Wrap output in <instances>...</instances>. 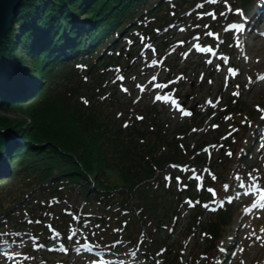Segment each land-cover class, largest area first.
I'll list each match as a JSON object with an SVG mask.
<instances>
[{"label": "trees", "instance_id": "trees-1", "mask_svg": "<svg viewBox=\"0 0 264 264\" xmlns=\"http://www.w3.org/2000/svg\"><path fill=\"white\" fill-rule=\"evenodd\" d=\"M166 1H22L0 44V110H17L25 117L12 123L0 116V241L24 233V227L35 234L34 228L44 224L41 216L47 215L54 203L66 205L55 219L56 225L76 229L75 243L92 246L107 244L109 248L119 241L136 247L137 237L143 230L146 233L145 222L148 224L150 217L160 227L176 223L172 217L178 211L159 215L156 208L159 198L169 193L163 185L155 187L156 171L165 164L186 162L195 150L179 153L177 144L166 146L162 130L148 123L145 127L148 132L153 128L149 136H155V144L148 149L144 145L138 155L132 156L122 142V127L113 131L115 124L110 118L99 113L93 103L84 102L107 86L104 82L115 65L104 63L122 49L119 40L127 41L136 32L133 28L141 23V17L163 12L168 7ZM198 1L203 0H171L174 5L181 2V6ZM236 1L232 0L231 7ZM253 3L245 0L246 6ZM213 21L209 18L204 24ZM215 21V26L222 25L223 16L218 15ZM99 61L103 64H96ZM97 73L94 88L87 80ZM80 84L87 94H80ZM149 110L151 113L152 108ZM138 129L131 130V135H141ZM204 144L193 148L200 149ZM8 164L9 175L2 173ZM181 201L177 196L176 202ZM172 203L175 205V200ZM231 214L228 210L220 212L207 224L211 243L223 238L233 225ZM195 221L194 217L193 226ZM12 226L17 228L12 230ZM141 244L140 252L147 256L160 248L158 243ZM176 247L165 250V264H181V252Z\"/></svg>", "mask_w": 264, "mask_h": 264}, {"label": "rangeland", "instance_id": "rangeland-1", "mask_svg": "<svg viewBox=\"0 0 264 264\" xmlns=\"http://www.w3.org/2000/svg\"><path fill=\"white\" fill-rule=\"evenodd\" d=\"M262 2L263 0H256L255 7L248 11L249 16L242 18L235 10H242L244 16L247 12L245 0L236 1L232 7V11L226 13V10H223V13H226V15L223 16L224 24L217 26H215L217 21L212 17L211 19L214 20L212 24H204L209 21V18L201 21L196 16V10L189 15V19L186 18L187 15L178 18L177 22L168 28L169 32L166 31L167 29L164 30L163 28L168 24H172L179 15L183 14L181 12L179 15L177 14L180 7L176 4H172L167 12H156L150 14L148 18L144 16L141 17V23L133 28L137 36H129L127 38V43H134L135 39L139 42L148 31H161L162 34L154 36L152 41L144 42V50L139 56L135 54L134 45H126V40H119V47L125 46L126 48L124 50L125 54H123V51H117L116 54H111L106 61L104 60V64H107L106 66L122 64L121 67L125 69L127 60L121 62L120 59L125 57L128 53L131 54L130 59L133 57L135 58L132 67H129L123 75L115 72V68L111 67L114 72H110L112 74L106 80L105 78L103 79L105 80L104 83L107 82V86L104 90L95 94L90 101L86 98L87 104L93 103L95 106L94 108L97 109L99 113L103 114L106 118H110V123L112 125L115 124L112 128L113 131L122 127V142L128 145L129 153L131 151L133 154L132 156L138 155V152L143 149L144 145H146L148 149L155 144L153 141L155 136H149H152L150 132H152L153 128L151 127L148 132V128L145 127V124L150 123L157 126L159 130H162L163 137L167 141V144H165L166 146L173 148L177 144L180 149L179 153H181L182 150L184 153L187 149L192 151L195 150L194 153L198 152L196 157H194V153H191L193 156H190L189 159L186 160L187 163L202 161L204 162L202 168L208 167L209 169L211 168L214 171L218 170L222 173L224 168H220L222 157L224 154L227 155L230 148L227 146L228 142H225V140H233L234 146L243 140L247 142L249 137L253 135L255 129L263 123L261 117L264 116V111L261 110H264V81L257 80V76L264 75V35H261V33H264V16H261V19L260 17H255V15L258 14V9ZM228 4L230 3L227 2V5ZM196 5L197 2L193 4L188 3L184 10L194 9ZM206 5H209V3H206ZM184 10H182V12H184ZM253 17H255L254 20L252 19ZM183 21H185L187 25L191 24V26L187 27L186 24H183ZM250 21V28L256 25L255 29H249L246 26V23ZM235 22L238 25L242 23L244 25V31L242 33L237 31L236 35H234V47L233 33L235 31H226L225 29L228 24ZM190 28L192 29L191 31H189ZM181 29H183V31H181ZM208 32L214 33V35H206ZM164 34H166L167 38H170L168 39L169 41L162 38ZM195 37H199V39L195 40ZM236 37L239 38V47L237 46ZM163 42L168 45H174L175 47H173V50L177 49L176 47L179 46L177 50L178 53L185 52L186 47H190L188 50H191L188 55H183L184 60L183 58L182 60H176V56L167 54V61H172L169 64L173 66L172 71L168 69V64L160 65L149 63V59L155 57L153 48H158ZM194 43H198L202 47L212 48L215 55L206 53L204 57L203 53L196 51L192 47ZM140 47L141 45L138 46V49ZM160 48H162V46ZM232 49L235 51L233 52ZM145 53L146 56H144ZM20 55H22V52ZM245 57H247V59H245ZM207 59H212L213 61L215 59V61L212 64H207L205 63ZM225 60L227 64L224 63ZM27 63L31 65L33 61ZM96 64H103V61H99ZM216 65H220L219 71H217ZM158 66H160V68ZM229 67L236 69L237 75L233 76L230 74L227 71ZM98 75V73L94 75L97 76L95 78L89 77L87 84L96 88ZM153 75H155L157 79L149 83ZM107 76L108 72H106V77ZM121 76L124 78L122 80L118 79V77ZM180 77H183V79H179ZM225 78H227V86L225 85ZM249 78L252 79L253 83H249ZM112 80H117V82L121 80L124 84H117L115 86L113 84H108V82ZM209 81H212V83H209ZM60 83L69 86L73 84V82L65 83L62 81ZM157 83L168 84V88L156 89L154 85ZM138 85L143 87L144 90L141 91V87H137ZM237 85L239 87H237ZM83 86V84H80L77 89H79L80 94H87V91L81 90ZM124 88L127 89V92L122 91ZM233 92H239V95L233 96ZM156 94H171L174 99L178 100L182 107L191 111L193 114L188 117H182L180 113L174 110L170 105L164 104L163 102L154 103L153 99ZM209 100L212 101V104L206 103ZM217 100H219V103H217ZM212 105H215V107ZM15 106L16 105H13L12 108H15ZM21 106L24 107V104L21 103L20 107ZM151 108L152 110L150 113L149 109ZM251 112L257 114L253 115ZM0 116L10 120L12 123L25 120L21 112L13 109L8 112L0 110ZM138 116L143 117V120L137 119ZM229 116L231 119L226 120L225 117ZM151 117L154 118L153 121H150ZM116 118L117 120L119 119V122L114 123L113 120ZM194 118L197 119L198 123L192 121ZM125 123L129 125L126 128L124 127ZM213 125H218V127L214 128ZM236 126L239 130L233 133L229 139L228 133L236 131ZM189 127H193V129L188 132V134H184ZM135 128H140V130H138L141 135H131V130ZM117 132L118 131H116V133ZM262 133H264V126L257 128L254 136L250 137L253 140L250 143L251 146L247 154L248 159L246 164L258 168L264 175V148H261V144H264V136H262ZM225 136H227V139H223ZM219 138L223 139V143H218L217 139ZM203 140H207L208 146H202L200 149L193 148V146H197L203 142ZM212 145H216L217 147L212 148ZM204 149H208V151L205 152ZM237 150L238 149H234V154ZM157 153L158 151L154 152L156 157L159 156ZM234 158V156L231 158L233 161L231 166L233 167V172L237 174V162L234 161ZM176 165L181 164L177 162ZM7 168L10 169L9 164L7 167L4 166L2 173H6ZM177 169L178 168L173 170L171 165L165 164L162 170L156 171V175L161 174L163 176L156 181L157 184L164 185L165 181H162V178L169 174L172 175L173 178L179 177L181 179L183 172ZM174 186H176L174 189V193L176 194L169 192L166 193L163 198H159V205H156L159 215H163V213H167L168 211L170 213L174 211L171 207L174 205L172 200H176V195H180L182 200H184V195L180 192L182 189L181 185L179 184L178 187V184L175 183ZM152 189L154 190L153 186ZM246 190L247 189H240L239 185L232 186L233 195L238 191L241 193L240 197L236 198L235 201H240L244 204L248 203V201L250 203L254 202L256 198H253L252 195L255 191L258 192V189H252L248 195H243ZM196 191L197 187L190 193L195 194ZM159 192L162 191L159 189ZM210 197L211 194L208 193L207 198ZM252 198L253 200H250ZM189 202H191V204H189L188 201L185 202L178 211L176 224H172V228H160L158 222L150 217L148 224L145 222L146 232L149 234V236L147 235V243H158L160 248H163L165 242L166 248L177 246L176 248L181 252V258H178L181 264H218L220 262L223 263L224 257H226V260H224L226 264H241V262H243V264H264V217H253L254 220L252 221H250L252 218L244 220L243 217H238V219H235V226L231 228L233 231L223 239L222 245H219L220 249L211 248L210 251H208V237L202 236L203 231L201 228H197L193 233H190L191 216L195 209H198V212L201 210L196 207L197 205L195 202ZM54 204L55 205L46 211L47 215L45 222H53L52 220H54L59 212L66 206L61 203ZM213 207L212 205H209V208H205L203 205L201 206L203 211V223H208L209 220L214 219L216 212H213ZM254 211L255 213L262 211V213H260V215H262L264 208H255ZM256 216H258V214H256ZM242 221L246 222V226L241 223ZM207 227L208 226H206V228ZM38 228L43 230L41 225H39ZM57 228H61L62 230L65 227L57 225ZM63 232L66 234L69 230H64ZM58 234L59 235H56L54 239L50 238L44 241L42 246L32 251L30 249H32L33 239H31L32 237H28V234L20 235L22 237H17V240L13 243H2L0 245V253H4L6 256L0 255V264H91L94 259L98 261V264H146L148 262L147 260H149V258L143 255L142 257L144 260L139 259V254L134 256L133 254L124 253L117 256H110L113 254L110 252L113 251H102V253L87 247H82L77 251L78 248L70 247V245L67 244L63 247L66 248L67 251H63L61 250L62 246L60 244L62 233ZM235 235L236 238L234 237ZM147 236L144 235V238H147ZM232 236L233 238H231ZM257 237H259V239ZM227 241L232 242L230 247L227 245ZM124 249L128 251V248ZM221 249H224V251H221ZM82 251L86 253H80ZM104 255H106V257H104ZM161 255L162 258L164 257L165 259L167 257V252ZM171 257L172 256H170V258ZM154 258H158V256ZM106 260H108V262ZM158 263L162 264L163 262L161 263V261H158Z\"/></svg>", "mask_w": 264, "mask_h": 264}, {"label": "snow or ice", "instance_id": "snow-or-ice-1", "mask_svg": "<svg viewBox=\"0 0 264 264\" xmlns=\"http://www.w3.org/2000/svg\"><path fill=\"white\" fill-rule=\"evenodd\" d=\"M220 2H221V0H205V3H210V4H218ZM223 2L225 4H227V0H223ZM197 7L198 8H203L204 7V4H198ZM228 11H232V9L230 8V6L228 7ZM235 11H236L237 14H239L241 17H243L242 10L236 9ZM207 14L208 15H211L213 19L216 18L214 13H207ZM221 15L223 16V15H225V13H221ZM205 27H207V26H205ZM233 29L236 30V31H238V32H240V33H242L244 31V25L242 23L239 24V25L236 24V23H230V24L227 25V28L225 30L228 31V30H233ZM181 31H183V29H181ZM206 35L212 36V35H214V33L208 32V33H206ZM261 35H264V33H261ZM194 39L198 40L199 37H195ZM236 40H237V46L239 47L240 46L239 38L236 37ZM192 47L196 51H199L201 53H210L212 55H215L213 49L210 48V47H208V48L202 47L198 43H194L192 45ZM245 59H247V57H245ZM153 63H155V61H153ZM205 63L212 64L213 63V60L212 59H207L205 61ZM224 63L227 64V61L225 60ZM216 68H217V71H219L220 70V65H216ZM227 71L230 74H232L233 76L237 75V70L234 69V68L229 67L227 69ZM123 78H124L123 76L118 77V79H121V80ZM156 79H157V77L155 75H153L152 78H151V81L149 83H152V82L156 81ZM179 79H183V77H180ZM257 80L264 81V75H258L257 76ZM209 83H212V81H209ZM249 83H253V81H252L251 78H249ZM225 85L227 86V78H225ZM154 86H155L156 89H167L168 88V84H158L157 83ZM137 87H141V86L138 85ZM237 87H239V86L237 85ZM143 90H144L143 87H141V91H143ZM122 91L127 92V89L124 88V89H122ZM238 95H239V92H233V96H238ZM84 102L87 103V101H84ZM153 102L154 103L155 102H163L164 104L170 105L174 110L178 111L182 117H188V116H191L193 114L191 111L186 110L184 107H182L180 105V103L178 102V100L177 99H174L171 94H168V95L156 94L154 96ZM206 103L212 104V101L209 100ZM217 103H219V100H217ZM212 106L215 107V105H212ZM201 107H203V106H201ZM258 110H260V109H258ZM261 111H264V110H261ZM261 118L264 119V116H262ZM137 119L143 120V117L138 116ZM225 119L226 120H229V119H231V117L230 116L229 117H225ZM128 126L129 125L127 123L124 124V127L125 128L128 127ZM213 127L214 128L215 127H218V125H213ZM228 135H231V132H229ZM262 136H264V133H262ZM223 139H227V136L223 137ZM211 147L212 148H216L217 146L216 145H212ZM261 148H264V144H261ZM204 151L207 152L208 149H204ZM227 155L228 156H232L233 153L229 151V152H227ZM171 167L178 168L179 166L178 165H171ZM253 171H256V170H253ZM211 178H212V180H216L217 179V177L215 175H212ZM172 179L173 178L171 176H165V181L166 182H169L170 183L172 181ZM175 179H176L177 184H178V187H179L180 178L179 177H176ZM196 179H200V177H196ZM259 179L260 178L258 176H254L251 172H249L247 174V180L249 181V183L246 185L245 182H244V178H242L239 175H237L235 177V180L239 182V188L240 189H247L243 193V195H248L249 192L252 189H258V200H259V203L254 202L252 204V208H254V209L255 208H264V187H261V185L259 184ZM185 187H187V186L185 185ZM229 187L230 186L227 183H224L223 184V188H224L225 192H227L229 190ZM207 191L212 195L213 198L216 197L217 194H216V191L213 188L209 187V188H207ZM240 195H241V193L238 191V192L235 193V196H229L227 198V203H232V201L234 199L240 197ZM188 203L191 204V202H188ZM197 203H199V202H197ZM224 203H225V201H221L219 206L222 208L224 206ZM204 207L205 208H209V204H204ZM212 210L215 211L216 209L215 208H212ZM249 211H250L249 209H245V212H249ZM74 219H79V218L78 217H74ZM56 235L58 236L59 234L57 233ZM75 235H76V233H75V231H73L72 232V235H70L68 237V239L69 240H72ZM2 236H3V234L0 233V237H2ZM257 238L259 239V237H257ZM61 250L67 251V249L66 248H63V247L61 248ZM77 251H79V249H77ZM221 251H224V249H221ZM241 251H242V249H241ZM0 255H5L6 256V254H4V253H0ZM133 255H135V253H133ZM91 264H98V261L94 259L91 262ZM241 264H243V262H241Z\"/></svg>", "mask_w": 264, "mask_h": 264}, {"label": "water", "instance_id": "water-1", "mask_svg": "<svg viewBox=\"0 0 264 264\" xmlns=\"http://www.w3.org/2000/svg\"><path fill=\"white\" fill-rule=\"evenodd\" d=\"M23 0H0V44L11 28Z\"/></svg>", "mask_w": 264, "mask_h": 264}, {"label": "bare ground", "instance_id": "bare-ground-1", "mask_svg": "<svg viewBox=\"0 0 264 264\" xmlns=\"http://www.w3.org/2000/svg\"><path fill=\"white\" fill-rule=\"evenodd\" d=\"M158 4H159V2H158V3H155V6H156V7H159ZM165 4L168 5V7H167V8H164L163 11L167 12V11L170 9V7H171L172 2H171V0H167ZM76 22H77V21H76ZM80 22H82V21H80ZM76 25H78V23H76ZM13 99H16V98L13 97Z\"/></svg>", "mask_w": 264, "mask_h": 264}]
</instances>
